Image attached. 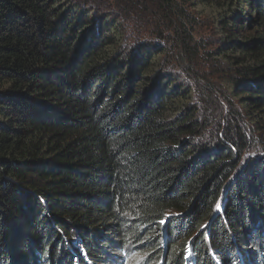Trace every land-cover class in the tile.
Masks as SVG:
<instances>
[{
    "label": "trees",
    "instance_id": "1",
    "mask_svg": "<svg viewBox=\"0 0 264 264\" xmlns=\"http://www.w3.org/2000/svg\"><path fill=\"white\" fill-rule=\"evenodd\" d=\"M49 255L264 264V0H0V264Z\"/></svg>",
    "mask_w": 264,
    "mask_h": 264
},
{
    "label": "rangeland",
    "instance_id": "2",
    "mask_svg": "<svg viewBox=\"0 0 264 264\" xmlns=\"http://www.w3.org/2000/svg\"><path fill=\"white\" fill-rule=\"evenodd\" d=\"M125 3L129 4L128 1ZM117 5H118V3L116 4V3L112 2L110 4V7H112V9L116 10ZM120 6H122V5L120 4ZM124 7H127V5L124 4ZM116 14H117V12H116ZM127 19L128 18L123 14L120 16V20L122 21V23L124 25L127 24ZM214 19H216V16H214V13L210 10H207V12L205 14H202V16L198 17V20L201 23V27L208 26L209 25L208 23ZM217 31H218L217 28H215V26L212 25L211 27H208V30H201V32L199 34L196 33L197 40L202 39V41L204 43L203 47L206 49V51H211L213 49V47H215V41L220 38L216 35ZM204 60H206V59H204ZM185 66L193 67V65H191V64H187ZM217 73L218 72H214V70L210 71V74L207 75V82H205V80H204L206 76L200 77L199 81L202 84L199 86L197 85L196 88H193L194 93L196 95V99L199 96V98H201L202 100L207 101L203 107L202 113L204 112V115L206 116V118L208 120H212L213 122L217 121V118L214 117V106H216V105H214L215 101H218V99L220 100V102L223 106V109H224L223 111H225L224 117L227 115V113L230 110L229 106L227 105V103L225 101V98H223V95L225 93H227L226 87L224 86L225 77H223L222 75H218ZM212 88L215 91L213 93V95H212ZM196 99H195V101H196ZM215 110H216V108H215ZM246 130L248 131V137H251V140H250V141H252L251 146L253 145L251 148H249V150L245 154V157H247V159H249V155H251L253 157V155L256 154L255 151L252 152V150L259 151L260 152L259 154H262L261 153L262 150H261L259 143H258V140H259L258 131L254 128L251 121H247ZM208 131H209V129L206 132L209 133ZM210 132H211V137L216 135L215 129H210ZM219 134L221 136V133H219ZM241 167L243 168L244 165L242 164ZM7 246H10V245H7ZM79 248H80L79 243L78 244L77 243L68 244V248L65 251V253L69 254L70 257L73 258L74 262H76L77 261V255L79 253ZM247 251H249V253H251L253 256H256L259 254V250L258 249L255 250V248H252V249L249 248V249H247ZM105 252H107L108 255L112 254V252H110V251H105ZM51 255L53 257L55 254H51ZM120 261H122V260H120ZM128 261L126 260L125 263L127 264ZM125 263L123 262L122 264H125ZM47 264H54L52 258H50V255H49V262L47 261ZM57 264H59V262ZM60 264H65L64 259H63V262L61 260ZM102 264H108V263L103 262Z\"/></svg>",
    "mask_w": 264,
    "mask_h": 264
},
{
    "label": "snow or ice",
    "instance_id": "3",
    "mask_svg": "<svg viewBox=\"0 0 264 264\" xmlns=\"http://www.w3.org/2000/svg\"><path fill=\"white\" fill-rule=\"evenodd\" d=\"M216 210H217V212L221 211L219 202L216 204ZM188 254L189 255L191 254V246H189V248H188Z\"/></svg>",
    "mask_w": 264,
    "mask_h": 264
}]
</instances>
